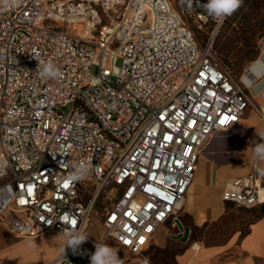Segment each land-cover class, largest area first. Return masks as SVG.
I'll use <instances>...</instances> for the list:
<instances>
[{"label": "built area", "instance_id": "obj_1", "mask_svg": "<svg viewBox=\"0 0 264 264\" xmlns=\"http://www.w3.org/2000/svg\"><path fill=\"white\" fill-rule=\"evenodd\" d=\"M206 2L22 0L0 8V218L12 214L5 227L17 237L64 228L90 236L83 255L66 248L47 264H90L96 242L138 254L167 223L189 231L179 212L206 144L247 108L264 120V103L216 56L224 22L206 14ZM35 58L60 75L38 76ZM81 161L91 174L68 181ZM221 198L246 209L264 203L257 163L229 179Z\"/></svg>", "mask_w": 264, "mask_h": 264}, {"label": "crops", "instance_id": "obj_2", "mask_svg": "<svg viewBox=\"0 0 264 264\" xmlns=\"http://www.w3.org/2000/svg\"><path fill=\"white\" fill-rule=\"evenodd\" d=\"M260 87L264 88V83ZM250 91L257 103H264L261 93ZM257 133H264V120L247 108L238 124L214 135L198 160L180 209L181 218L189 226L187 238L179 236V229L164 224L138 254L114 245L124 264H264V203L239 212V206L221 198L224 184L231 178L248 175L254 162L264 184V174L260 171L264 162L253 158V141L264 142ZM11 216L9 212L1 216L0 228L4 236L19 244L0 240V264H25L23 258L32 247L37 248V243L49 237L59 242L48 248L38 264H47L59 254L64 244L62 236L49 231L34 237H17L5 227ZM238 217L246 220L244 227L236 224ZM216 225H220L224 237L219 243H206L207 230ZM92 238L97 240L99 235ZM38 246L47 249L43 244Z\"/></svg>", "mask_w": 264, "mask_h": 264}, {"label": "rangeland", "instance_id": "obj_3", "mask_svg": "<svg viewBox=\"0 0 264 264\" xmlns=\"http://www.w3.org/2000/svg\"><path fill=\"white\" fill-rule=\"evenodd\" d=\"M201 41L202 39H199V42ZM213 47L218 60L230 69L235 77L240 78L247 63L257 59L258 55H262V52H264L262 51L264 49V0H244L243 5L232 16L224 20L214 40ZM116 64L120 65V60H117ZM237 208L239 212L245 210L243 207ZM101 210V205L96 206L93 213L89 229L90 235L93 237L98 236L100 232L99 219ZM182 222L184 223L185 221L182 219ZM245 223L246 220L243 218L240 219L238 217L236 220V224L239 226L244 227ZM3 233L0 228V240L19 244V241L8 238ZM222 237H224V234H220V225H216L207 230L205 242L219 243ZM58 242L57 239L49 237L37 243L38 245L43 244L47 249L38 245L36 246L37 248L32 247L31 252L23 258V263L38 264L39 261L44 259L48 248ZM112 245L114 246V244ZM20 258H22L21 253Z\"/></svg>", "mask_w": 264, "mask_h": 264}, {"label": "clouds", "instance_id": "obj_4", "mask_svg": "<svg viewBox=\"0 0 264 264\" xmlns=\"http://www.w3.org/2000/svg\"><path fill=\"white\" fill-rule=\"evenodd\" d=\"M22 0H0V8L15 9L21 4ZM244 0H207L203 3L206 14L217 24H222L225 19L232 16L242 5ZM38 61L36 73L41 78L55 79L60 75L59 69L55 64L49 61ZM241 83L253 90L264 94V57H258L249 61L241 76ZM259 137L264 138V133H257ZM253 158L264 162V142L257 143L253 141ZM73 170L66 178L70 182L84 181L92 172V166L87 161H81L72 166ZM264 174V169L260 170ZM52 224V221H48ZM63 236L64 244L61 247V253L65 258V251L71 249L73 255H83L82 245L88 241L89 235L75 228H64L59 236ZM95 251L89 256L90 264H124L119 256V249L108 243H95Z\"/></svg>", "mask_w": 264, "mask_h": 264}, {"label": "water", "instance_id": "obj_5", "mask_svg": "<svg viewBox=\"0 0 264 264\" xmlns=\"http://www.w3.org/2000/svg\"><path fill=\"white\" fill-rule=\"evenodd\" d=\"M180 227V230L182 233L179 234L180 237H182L183 239H186L187 238V234H188V228H185L183 230V228L179 225Z\"/></svg>", "mask_w": 264, "mask_h": 264}, {"label": "bare ground", "instance_id": "obj_6", "mask_svg": "<svg viewBox=\"0 0 264 264\" xmlns=\"http://www.w3.org/2000/svg\"><path fill=\"white\" fill-rule=\"evenodd\" d=\"M262 54H264V52H262ZM261 57V56H260ZM219 144V143H218ZM56 233V232H55ZM57 235H59L58 233H56Z\"/></svg>", "mask_w": 264, "mask_h": 264}, {"label": "snow or ice", "instance_id": "obj_7", "mask_svg": "<svg viewBox=\"0 0 264 264\" xmlns=\"http://www.w3.org/2000/svg\"><path fill=\"white\" fill-rule=\"evenodd\" d=\"M127 242V241H126Z\"/></svg>", "mask_w": 264, "mask_h": 264}]
</instances>
